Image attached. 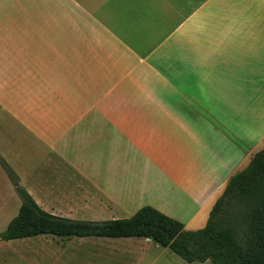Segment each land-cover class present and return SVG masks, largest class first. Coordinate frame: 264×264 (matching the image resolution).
<instances>
[{"label":"crops","instance_id":"obj_1","mask_svg":"<svg viewBox=\"0 0 264 264\" xmlns=\"http://www.w3.org/2000/svg\"><path fill=\"white\" fill-rule=\"evenodd\" d=\"M262 149L264 0H0V156L46 212L205 226ZM14 241L0 264H189L144 238Z\"/></svg>","mask_w":264,"mask_h":264},{"label":"trees","instance_id":"obj_2","mask_svg":"<svg viewBox=\"0 0 264 264\" xmlns=\"http://www.w3.org/2000/svg\"><path fill=\"white\" fill-rule=\"evenodd\" d=\"M0 167L20 199L18 213L0 232V242L53 236L60 239L144 238L169 249L185 262L264 264V149L232 175L202 229L186 231L182 223L150 206L128 219L71 220L42 210L0 156Z\"/></svg>","mask_w":264,"mask_h":264},{"label":"rangeland","instance_id":"obj_3","mask_svg":"<svg viewBox=\"0 0 264 264\" xmlns=\"http://www.w3.org/2000/svg\"><path fill=\"white\" fill-rule=\"evenodd\" d=\"M6 180L5 179H3L2 181L0 180V232H2L5 229L8 222L13 217H15L17 215L19 207H20V199H19L18 195L16 194L13 185L10 182L7 183ZM6 184H8V185H6ZM20 186H21V184H20ZM42 210H44V209H42ZM60 217H62V216H60ZM63 218H65V217H63ZM71 220H80V219H71ZM83 221H91V220H83ZM203 227L204 226H200L199 224H196L195 222H193L191 224L186 225L184 227V229L186 231H197L199 229H202ZM14 242L18 243L20 241L18 240V241H14ZM1 243H3V242H0V244ZM167 252H168L167 254H172L169 251H167ZM191 264H210V262L209 261H206L204 263L194 262Z\"/></svg>","mask_w":264,"mask_h":264}]
</instances>
